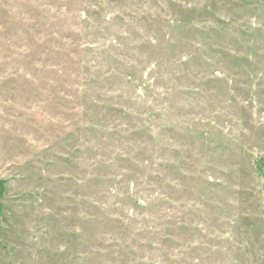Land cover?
I'll use <instances>...</instances> for the list:
<instances>
[{"label": "rangeland", "instance_id": "rangeland-1", "mask_svg": "<svg viewBox=\"0 0 264 264\" xmlns=\"http://www.w3.org/2000/svg\"><path fill=\"white\" fill-rule=\"evenodd\" d=\"M0 264H264V0H0Z\"/></svg>", "mask_w": 264, "mask_h": 264}]
</instances>
